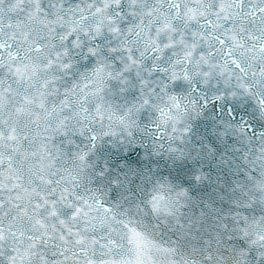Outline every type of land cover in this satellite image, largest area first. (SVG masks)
Returning a JSON list of instances; mask_svg holds the SVG:
<instances>
[{"label": "snow or ice", "instance_id": "1", "mask_svg": "<svg viewBox=\"0 0 264 264\" xmlns=\"http://www.w3.org/2000/svg\"><path fill=\"white\" fill-rule=\"evenodd\" d=\"M0 264H264V0H0Z\"/></svg>", "mask_w": 264, "mask_h": 264}]
</instances>
